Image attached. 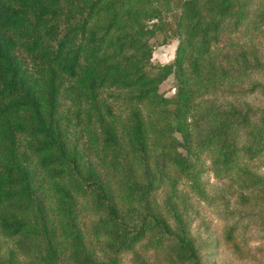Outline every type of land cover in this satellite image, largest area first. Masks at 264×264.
I'll list each match as a JSON object with an SVG mask.
<instances>
[{
    "label": "trees",
    "instance_id": "obj_1",
    "mask_svg": "<svg viewBox=\"0 0 264 264\" xmlns=\"http://www.w3.org/2000/svg\"><path fill=\"white\" fill-rule=\"evenodd\" d=\"M252 3L253 24H263L264 0H179L171 28L169 0H0V264H60L62 254L105 264L77 224L81 198L106 248L144 242L171 262L202 264L174 210L166 219L154 209L139 170L162 165L169 149V164L184 170L181 146L209 152L215 171L245 174L243 160L264 152L263 118L239 104H206L208 123L198 138L191 131L202 95L249 68L242 50L221 63L217 48ZM167 29L173 57L154 63L149 39ZM168 75L171 95L159 90Z\"/></svg>",
    "mask_w": 264,
    "mask_h": 264
},
{
    "label": "rangeland",
    "instance_id": "obj_2",
    "mask_svg": "<svg viewBox=\"0 0 264 264\" xmlns=\"http://www.w3.org/2000/svg\"><path fill=\"white\" fill-rule=\"evenodd\" d=\"M169 1L170 9L166 18L173 28L176 24L174 16L179 11V0ZM250 10L248 20L235 32L227 33L217 48L219 58H223L221 63L224 54L232 56L242 50L249 68L241 76H236L230 85L223 84L214 88L213 92L202 95V110L191 118L192 137L198 138L208 123V119L202 116L206 104H217L220 107L239 104L249 108L252 117L258 116V120L263 118L264 122V88L251 87V84L256 83L264 85V23L253 24L256 17L254 3ZM170 31H158L150 37L152 62H165L173 57L177 38ZM174 85V77L168 75L159 84V90L171 95ZM177 150L184 170L188 172L169 164L168 160L175 157L172 149L168 150V157L163 159L160 154L157 157L155 155L154 159L162 160L160 166L154 160L145 169L141 168V164L138 165L141 175H148L151 180L154 209L166 219L173 218L169 217V207L174 210L197 246L202 264H264V152L239 163L247 172L243 174L239 169L215 171L210 153L205 150L195 148L194 153H188L181 146ZM191 174H194L195 179L191 178ZM89 200L81 198L78 202L77 224L87 250L94 253L100 262L185 264L171 262L162 251L158 252L144 242L119 252L106 248L104 242L95 237L97 215ZM137 210L134 208L132 212ZM126 212L130 210L126 209ZM234 219L239 227L232 233L233 241L228 242L224 239V228ZM243 226L247 229L244 230ZM6 246H10L7 239L2 243L3 248ZM59 261L60 264H69L65 254L59 256Z\"/></svg>",
    "mask_w": 264,
    "mask_h": 264
}]
</instances>
